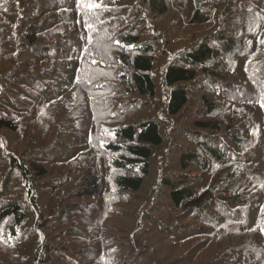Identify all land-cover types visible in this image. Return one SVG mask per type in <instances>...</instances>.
<instances>
[{
	"label": "trees",
	"instance_id": "16d2710c",
	"mask_svg": "<svg viewBox=\"0 0 264 264\" xmlns=\"http://www.w3.org/2000/svg\"><path fill=\"white\" fill-rule=\"evenodd\" d=\"M262 104L264 0H0V264H264Z\"/></svg>",
	"mask_w": 264,
	"mask_h": 264
},
{
	"label": "rangeland",
	"instance_id": "374dc122",
	"mask_svg": "<svg viewBox=\"0 0 264 264\" xmlns=\"http://www.w3.org/2000/svg\"><path fill=\"white\" fill-rule=\"evenodd\" d=\"M189 6V4H187V7ZM185 9V7H184ZM188 10V9H187ZM180 11L177 9V3H174L169 11V14L166 15V17L158 20L159 25L162 27L161 30L162 32L166 31L167 29H169L170 25H173L174 29H176L177 26H179L180 24L186 23L187 22V16H188V11ZM198 30V28H195ZM190 31V30H189ZM185 28L179 29L178 32L180 33V35H188V32ZM169 36H172L171 33H168ZM142 115V114H140Z\"/></svg>",
	"mask_w": 264,
	"mask_h": 264
},
{
	"label": "snow or ice",
	"instance_id": "6c2138e0",
	"mask_svg": "<svg viewBox=\"0 0 264 264\" xmlns=\"http://www.w3.org/2000/svg\"><path fill=\"white\" fill-rule=\"evenodd\" d=\"M262 107H264V104H262Z\"/></svg>",
	"mask_w": 264,
	"mask_h": 264
}]
</instances>
